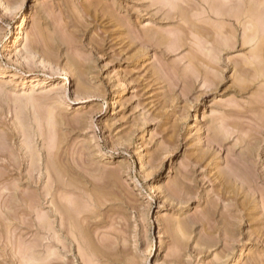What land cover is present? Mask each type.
<instances>
[{"label": "rangeland", "instance_id": "374dc122", "mask_svg": "<svg viewBox=\"0 0 264 264\" xmlns=\"http://www.w3.org/2000/svg\"><path fill=\"white\" fill-rule=\"evenodd\" d=\"M0 264H264V0H0Z\"/></svg>", "mask_w": 264, "mask_h": 264}, {"label": "bare ground", "instance_id": "6f19581e", "mask_svg": "<svg viewBox=\"0 0 264 264\" xmlns=\"http://www.w3.org/2000/svg\"><path fill=\"white\" fill-rule=\"evenodd\" d=\"M20 24H22V22L20 23ZM21 26V25H20ZM254 28V27H253ZM18 29V28H17ZM257 30V29H256ZM255 30V32H254V35H256L257 34V31ZM14 34V33H13ZM19 34H18V31L15 33V35L13 36V39H12V41H11V43H12V45H16V44H19L18 42H19V36H18ZM255 38H254V36H252V37H249L248 35L246 36V41L247 42H251L252 40H254ZM11 40V39H10ZM47 118L49 119L50 118V116H48L47 115ZM51 119V118H50ZM72 227V226H71ZM74 227V226H73ZM76 230V229H75ZM80 235V234H79Z\"/></svg>", "mask_w": 264, "mask_h": 264}]
</instances>
